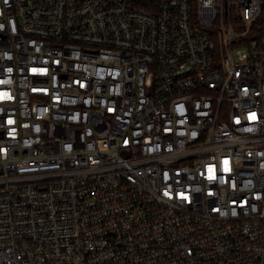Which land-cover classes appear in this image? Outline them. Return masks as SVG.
Instances as JSON below:
<instances>
[{
    "label": "built area",
    "instance_id": "2783aa9c",
    "mask_svg": "<svg viewBox=\"0 0 264 264\" xmlns=\"http://www.w3.org/2000/svg\"><path fill=\"white\" fill-rule=\"evenodd\" d=\"M264 0H0V264H264Z\"/></svg>",
    "mask_w": 264,
    "mask_h": 264
},
{
    "label": "trees",
    "instance_id": "16d2710c",
    "mask_svg": "<svg viewBox=\"0 0 264 264\" xmlns=\"http://www.w3.org/2000/svg\"><path fill=\"white\" fill-rule=\"evenodd\" d=\"M164 0H133V4L139 8L155 11ZM253 31L258 37H264V7L262 13L253 27Z\"/></svg>",
    "mask_w": 264,
    "mask_h": 264
}]
</instances>
